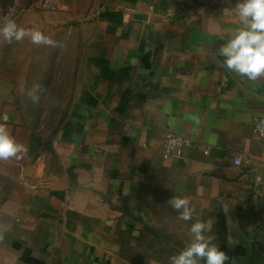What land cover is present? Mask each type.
Instances as JSON below:
<instances>
[{"label":"crops","instance_id":"1","mask_svg":"<svg viewBox=\"0 0 264 264\" xmlns=\"http://www.w3.org/2000/svg\"><path fill=\"white\" fill-rule=\"evenodd\" d=\"M237 3L104 0L83 28L85 87L51 132L0 66V123L27 148L0 161V264H169L197 221L225 264H264V78L219 54ZM168 132L191 142L180 157H163Z\"/></svg>","mask_w":264,"mask_h":264},{"label":"rangeland","instance_id":"2","mask_svg":"<svg viewBox=\"0 0 264 264\" xmlns=\"http://www.w3.org/2000/svg\"><path fill=\"white\" fill-rule=\"evenodd\" d=\"M103 1L0 0V22L11 14L18 26L40 30L57 43L35 45L25 38L9 44L0 37V66L12 72L26 119L43 133L63 123L85 87L83 28Z\"/></svg>","mask_w":264,"mask_h":264},{"label":"clouds","instance_id":"3","mask_svg":"<svg viewBox=\"0 0 264 264\" xmlns=\"http://www.w3.org/2000/svg\"><path fill=\"white\" fill-rule=\"evenodd\" d=\"M234 12L238 26L229 29L230 39L219 48V54L225 58L221 66L240 77L257 81L264 78V0H238ZM0 37L9 44L27 38L35 45L57 46L40 30L18 26L11 14L0 22ZM3 120L0 123V161L21 159L27 148L16 141L6 126L9 116L5 115ZM258 131L264 136V122L258 126ZM167 203L179 213L180 220L189 221L195 213L188 197L173 196ZM209 231L204 222L193 223L192 240L169 258V264H225L229 256L213 243V235H205Z\"/></svg>","mask_w":264,"mask_h":264},{"label":"built area","instance_id":"4","mask_svg":"<svg viewBox=\"0 0 264 264\" xmlns=\"http://www.w3.org/2000/svg\"><path fill=\"white\" fill-rule=\"evenodd\" d=\"M259 125L261 124L258 121H256L254 125V131L257 135L264 137L258 131ZM189 146H191V142L188 138L168 132L165 135V142L163 145V157L164 158L180 157L184 152V148ZM240 162H241L240 158L234 159L235 164H239ZM245 162L247 164H251L252 160L246 159ZM263 170H264V166H263ZM261 179H262L261 176H256V181H260Z\"/></svg>","mask_w":264,"mask_h":264},{"label":"water","instance_id":"5","mask_svg":"<svg viewBox=\"0 0 264 264\" xmlns=\"http://www.w3.org/2000/svg\"><path fill=\"white\" fill-rule=\"evenodd\" d=\"M136 17H140L141 18V17H143V14L137 13Z\"/></svg>","mask_w":264,"mask_h":264}]
</instances>
